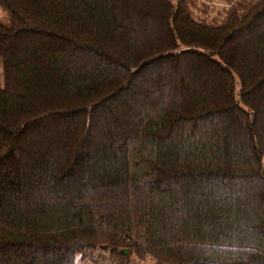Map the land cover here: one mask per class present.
<instances>
[{"label":"trees","instance_id":"1","mask_svg":"<svg viewBox=\"0 0 264 264\" xmlns=\"http://www.w3.org/2000/svg\"><path fill=\"white\" fill-rule=\"evenodd\" d=\"M219 1L0 0V264H264V0Z\"/></svg>","mask_w":264,"mask_h":264},{"label":"rangeland","instance_id":"2","mask_svg":"<svg viewBox=\"0 0 264 264\" xmlns=\"http://www.w3.org/2000/svg\"><path fill=\"white\" fill-rule=\"evenodd\" d=\"M218 5L222 4L221 1L217 0L216 2ZM10 22V16L8 14V12H6L3 8L0 7V23L3 24H9ZM94 259H96V261H94ZM97 260L99 261L97 263ZM110 259H109V253H101L99 254V252H96L92 255V257H81V259L79 258L77 260L76 264H110ZM149 264V263H148Z\"/></svg>","mask_w":264,"mask_h":264}]
</instances>
